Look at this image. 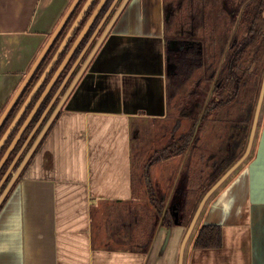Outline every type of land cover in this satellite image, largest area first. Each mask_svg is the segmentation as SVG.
I'll return each instance as SVG.
<instances>
[{
  "label": "crops",
  "instance_id": "0c3cea01",
  "mask_svg": "<svg viewBox=\"0 0 264 264\" xmlns=\"http://www.w3.org/2000/svg\"><path fill=\"white\" fill-rule=\"evenodd\" d=\"M73 1L0 0V116ZM86 1L56 38V51ZM100 1L87 9L58 67ZM110 3L77 43L62 82L109 20ZM165 15V0H128L122 8L0 204V264H179L188 227L158 226L147 179L138 178L134 162L137 130L170 110ZM102 35L72 71L81 67L75 79ZM260 120L253 156L209 202L183 264H264V110ZM203 224L222 226L219 248L194 247Z\"/></svg>",
  "mask_w": 264,
  "mask_h": 264
},
{
  "label": "trees",
  "instance_id": "16d2710c",
  "mask_svg": "<svg viewBox=\"0 0 264 264\" xmlns=\"http://www.w3.org/2000/svg\"><path fill=\"white\" fill-rule=\"evenodd\" d=\"M184 2L185 0H179L180 4L178 3L176 11L172 10V5L171 7L170 5H165L166 26L171 24L174 13L179 11V7ZM212 4L211 0H188L184 4L187 17L179 25L178 36H174L171 43L167 46L168 65L170 66L167 72L169 102L176 98L177 93L181 92L182 89L185 90V84L200 70L197 83L190 94L186 95L190 99L185 102L187 97H183L180 100L181 105L184 102L180 115L182 117H191L194 120L191 131L189 130L190 132H186L182 137L171 138L172 140L167 144V147L156 150L144 170L152 204L156 207L158 226L167 228L186 224L188 214H190L189 220L191 221L205 193L245 154L258 106L257 102L262 90L261 86L264 78V0H244L235 14L238 32L233 33L220 50L216 47L217 41L213 36L214 32L210 33L211 35H205V32H200L201 29L205 30L214 27L215 12ZM56 41L57 39L51 45V49L32 77V84L36 83L49 65L57 48ZM255 62L256 64L253 66ZM59 63H56L53 67L48 79L52 78ZM201 79H208L213 82V96L209 100L201 99L202 91L199 90L202 85ZM29 85L27 86L28 88ZM27 87L22 92L21 97L28 92ZM54 90L55 88H53ZM21 97L10 111L5 123L1 126L0 138L17 115L21 101L24 99V97ZM37 98L36 94L35 99ZM199 101L202 102V108L196 112L198 108L196 104ZM42 108L43 106L40 109ZM28 114L27 112L26 115ZM37 119L38 117L35 122ZM211 120L213 122H222L226 135L223 133L224 136L221 139L223 142L220 144L219 153L213 155L212 168L209 172L210 184L197 202L194 210L190 212L192 209L190 204L186 202L188 200L187 197L183 198L182 202H171V198L168 201L162 194L158 195L156 193L151 181L150 169L156 163L183 156L184 153L188 152L190 147L194 146L199 140V134L203 127ZM18 130L19 128L11 135L10 141ZM30 131L31 129H28L27 133L23 135L14 153L21 147L22 141ZM5 150L6 147L0 152V159ZM11 159L12 156L7 160L6 166L0 171V178ZM16 184L17 182L14 187ZM176 212H178V218L176 217ZM223 241L224 235L221 225L203 224L196 235L193 245L195 248L200 249L219 248Z\"/></svg>",
  "mask_w": 264,
  "mask_h": 264
},
{
  "label": "rangeland",
  "instance_id": "374dc122",
  "mask_svg": "<svg viewBox=\"0 0 264 264\" xmlns=\"http://www.w3.org/2000/svg\"><path fill=\"white\" fill-rule=\"evenodd\" d=\"M121 1L122 0H120L118 2V4H115V8L112 9V11H111L112 14L109 17L110 21L114 18L115 14L117 13V10L120 8V6H122V3L124 2V0L122 2ZM186 2H188V0H185V2L179 7V9H178L179 11L175 12L176 11L175 9L178 7L179 0H165V5H170V7L172 5L173 6L172 10H175L174 11L175 12L174 17H173L171 24L167 25V42H168V44L171 43V40L173 39L174 36H178V34H179L178 30L180 29L179 25L187 17V11H186V9H184V7H185L184 4H186ZM211 2H213L212 7L214 8V12H215V23L213 24L214 27H212L211 29H205V30L201 29L200 32L201 33L205 32V35L214 32L213 36L215 37V40L217 41L216 47L218 50H220L221 47L223 45H225V42L230 38V36H232L233 33L238 32V26H237L236 21H235V18H236L235 14L237 13V10L241 6V4L244 2V0H211ZM113 3H114V0L109 5L108 9H110V7L113 5ZM101 18L102 17L100 16L99 19H101ZM109 20H107L104 23L102 30L99 32L98 37L92 42V44H91L90 48L88 49V52L85 55L84 59L86 58V56L91 52V50L96 45L95 43L99 39V36L102 35L103 31L105 30V27L109 24V22H110ZM239 21H240V19H239ZM241 32H245V31H241ZM56 62H58V61H56ZM255 64H256V62L253 64V66H255ZM169 67L170 66L168 65V69H169ZM80 68L81 67L79 66L78 69L70 76L69 85L75 79L74 77ZM66 72L67 71L65 70V72L63 74V78L66 76V74H67ZM199 76H200V70H198L195 73V75L191 78V80H189L185 84V86H184V88L186 87L185 90L182 89L181 92L177 93L176 98L172 99L169 102L170 110H169V114L166 117V119L161 120V121L144 123V126H141L137 130V135H139L137 137L138 139L137 138L133 139L134 142L135 141L137 142L136 152L134 155L136 160L134 162L136 164V168H137L138 173H140V174H138V175L136 174V175L138 176L139 179L141 176L142 182L144 181V178H145V173H144L145 166L150 161L154 152L156 150L162 148V147L163 148L167 147V144L172 140L171 138L182 137L183 134H185L189 130L191 131V128L194 124V122H193L194 120L191 117L190 118L186 117V116L182 117L180 115V113L184 107V102L181 105L180 100H182L183 97H187L185 99V102L190 99V97H188L186 95L188 93L190 94L193 87L197 83ZM39 78H38V80H39ZM51 80H52V78L48 79V77H47L45 82L40 87V90H38L36 92L38 98L37 99L34 98L32 100V102L29 105V107L27 108L26 112L21 117L20 122L17 124V126L15 127L13 132L11 133V135H12L17 130V128H19L18 132L14 135V138L16 137V135L21 130V125L24 123V121L30 115V113L32 112L33 108L36 105V102L41 98V96H42L41 94L43 93L44 89L47 87V85L50 83ZM201 80H202V82H201L202 85L199 87V90L202 91L201 99H203V100L208 99L209 100V98L211 96H213V94H212L213 93L212 92L213 82L209 81L208 79H201ZM37 81H36V83H37ZM61 82H62V78L60 76V77H58L55 84L52 86V89L50 90V92H48L46 94L47 96L43 99L42 103L40 104L39 108L37 109V113L35 114L33 119L30 121V123L26 126V129L22 133V135L26 134L28 129L32 130V128H35L34 126L36 125L37 121L40 119V117L45 112V110L49 107L53 97L56 96V93H57L58 89L60 88V85L62 84ZM36 83L32 84L31 81L29 82V84H30L29 88L27 87L28 88L27 91L29 93L32 91V89L34 88ZM53 88H55L54 91H53ZM66 88H64V90L62 91V94L60 93V95L55 99V101L53 102V105L49 108L48 113L45 115V117L43 118V120L39 124L37 131L35 132V134L32 135V137L27 142V146L24 149V151L22 152L23 153L22 157L25 158L27 156V154L30 152V150L34 147L35 142L37 140V137L42 132V130L44 129V126L46 125V123L49 121V119L53 115V111L57 107V105L60 103L61 99L63 98V96H64L63 92H65ZM28 92L26 93L25 96H23L24 99L21 101V106L23 105L25 100L28 98V96H29ZM23 97H21V98H23ZM259 97H260V95H259ZM19 100H20V98H19ZM44 102H45V105H44ZM263 104H264V101H263ZM42 106H43V108L40 109ZM196 106L198 107L196 109V112H197V110L202 108V102L199 101L196 104ZM19 110H20V108H19ZM263 110H264V105L262 108V113H263ZM60 111L58 112V114L60 113ZM27 112L29 113L28 115H26ZM261 114H260V117H261ZM37 117H38V119L35 122V119ZM259 120H260V118H259ZM260 121H259V124H260ZM1 129L2 128L0 127V130ZM7 129H8V127H7ZM256 132H258V130ZM223 133H225V135H226V130H225L222 122H219V121L213 122L212 120L208 121L207 124L203 127V129L201 130V132L199 134V140L196 142V144L194 143L195 144L194 146L190 147L188 152L184 153L183 156L172 158V159H170L171 161H168V163H165L163 165L156 167L154 174L151 172L152 182L155 181V183L157 184L156 186L159 185V188L157 187L158 189H156V193L158 195L162 194L166 198V200H168L169 197L171 196L170 197L172 199L171 202H182V199L187 197L188 200H186V202H187V204H190V207L192 209L190 212H192L194 210L197 202L199 201L201 196L204 194V191L208 188L207 186L210 184L209 183V181H210L209 172L212 168L213 155H217L219 153L220 144L223 142V141H221L222 136H224ZM29 134L30 133L27 134L25 141L28 138ZM3 135H2V137H3ZM11 135L5 141V145L1 149V151H3L5 149V147L7 150L9 148V146L11 145V142L14 139L13 138L11 141L9 140L11 138ZM257 135H258V133L255 134L254 142H258ZM17 142H16V144H17ZM255 146H256V144L254 145V147H252L253 150L251 149V152H250L251 154L247 160H249L253 156ZM14 152H15V150L13 152L11 151L9 157L6 159V162H7V160H9V158L11 156L13 157L12 159H15V156L17 154L15 155ZM22 157H20V159H19L20 161H21ZM20 161H18V159H17V162L15 163L16 164L15 168L21 163ZM4 165H6V163ZM238 169H240V166L236 169V171H234V173L228 179H226L220 185V187L215 191V193L224 187V185L233 177V175L238 171ZM146 188H147V186L145 185V182H143V189L145 190V193L148 194V191ZM3 192H4L3 188H1L0 189V198L3 194ZM215 193H213L210 196L209 200L206 202V206L204 207V209L202 210V214H200V216L198 218L199 221H198L196 228H198L199 225L202 223V221H203L202 216L205 213L208 205L210 204L209 202L215 196ZM189 216H190V214H188V218H187L188 221L186 222V224H183L185 227L186 226L189 227L190 223L192 222V219H191V221L189 220L190 219ZM196 230L197 229H195V231ZM195 231H194V233H195ZM110 234H111L110 236H113L112 233H110Z\"/></svg>",
  "mask_w": 264,
  "mask_h": 264
},
{
  "label": "water",
  "instance_id": "95a60500",
  "mask_svg": "<svg viewBox=\"0 0 264 264\" xmlns=\"http://www.w3.org/2000/svg\"><path fill=\"white\" fill-rule=\"evenodd\" d=\"M80 1L81 0H74L73 1V3L70 5V7L68 8V10L66 11L65 16L60 21V23L57 25V27L55 28V31L52 33L50 39L45 44V47L43 48V50L41 51V53L38 55V57L35 59L34 65L27 72L26 76L24 77V80L20 84V86L17 89V91L14 93L13 98L8 103V105L5 107V109L3 111V114L0 116V127L5 122V119L7 118V116L10 114L11 109L15 106V104L19 100V98H20L22 92L24 91V89L27 87V85L29 84V82L32 80V77L34 76L36 70L38 69V67L42 63V60L44 59V57L46 56V54L51 49V47H52L51 45L54 43V41L56 40V38L58 37V35L63 30L62 28L64 27V25L66 24L67 20L71 16L73 10L77 7V5L79 4ZM106 1L107 0H101L100 1V3L98 4V7L94 10L93 15L91 16V18L87 21L86 25L84 26L82 34L77 39L76 43L73 44L74 46L70 49V51L68 52L66 58L62 61V64L60 65V67L53 74L52 80L47 85V87L44 89L43 93L41 94L42 95L41 98L36 102V105L33 108L32 112L27 117V119L24 121V123L21 125V130L16 135V137L13 139V141L11 142V145L5 151L4 156L0 160V170L3 168L4 164L6 163V159L10 155L11 151L13 150V148L15 147L16 142L19 140V138L21 137L22 133L25 131L26 126L30 123V121L33 119V117L37 113V109L39 108V106L42 103L43 99L47 96L46 94L48 92H50V90L52 89V86L55 84V82L57 81V79L60 76V74L67 67L68 63L70 62L69 60H70L72 54L74 53V51L76 50V48L78 46L77 43L84 36V34L87 32V30L89 29V27L93 24V22L97 19V16L99 15V11L103 7V5L106 3ZM92 2H93V0H87L86 1V3L84 4V6L82 7V10L80 11V14L76 18V20L74 21V23L72 24V26L70 27V31L67 33V36L64 38V40L60 44L59 49L57 50V52L52 57V59L50 61L51 63L47 66V68L45 69V71L42 73V75L40 76V78L37 81L36 85L34 86V88L32 89V91L29 93L28 98L25 100V102L23 103V105L20 107V110L18 111L17 115L15 116V118L13 119V121L8 126V129L6 130L5 134L0 139V151L4 147L5 141L9 138V136L11 135V133L13 132V130L15 129V127L17 126V124L20 122L21 117L26 112V110L29 107V105L31 104L32 100L35 98L36 92L40 89V87L42 86V84L47 79L48 75L51 73L53 67L57 63L56 61L58 60L60 54L66 48L67 42L73 36V33L77 30L76 29L77 26L82 21V18L84 17L87 9L90 7V5H91ZM127 2H128V0H124V2L122 3V6H120V8L117 10V13L115 14L114 18L111 20L109 26L107 27L108 29L103 33L101 39L97 43L98 45L95 47V49L93 50V52L91 53V55L89 56V58H87L86 63L84 64V67L78 73V75L76 76V79L71 83L70 87L68 88V90L65 93V96L61 99L60 103L54 109L53 115L51 116V118L49 119V121L44 126V129L42 130V132L37 137V140L35 142L34 147L30 150V152L24 158V161L22 162L21 166L19 167V169L17 170V172L13 176V179L10 181V183L7 186L6 190L3 192L4 194L0 198V204L2 203V201L7 196V194H8L7 192L9 191V189L11 188V186L13 185V183L18 179L19 174L22 172V169L25 167V165L29 161V158L31 157V155L33 154V152L35 151V149L38 147L39 141L45 135V133L47 132V130L49 128V125L52 123L54 117H56V115L60 111V108L62 107V105L65 102V100L68 98L69 92L72 90V88L74 87V85L79 80L81 74L83 73L84 69L86 68V65L90 62V59L92 58V56L95 54V52L100 47V45H101L100 43L108 35L109 31L111 30V27H112L113 23L115 22L116 18L121 13L122 8L124 7V5ZM114 4H115V1H114L113 5L110 7V9L108 11L109 13H110V10L113 8ZM98 32H99V30H98ZM88 47H89V44L86 45V47L82 51V54L77 59V62L74 65V67L68 72V75L65 76V79L62 82V84L60 85V88L58 89V91L56 93V96L53 97V99H52L49 107L45 110V112L42 114V116L40 117V119L37 121L36 125L34 126L35 128L33 129V131L31 132V134L28 136L27 140L25 141L24 146L22 147V150L16 155L14 161L11 163V165L9 166V168L6 170V173L3 176L4 178L2 179L1 184L4 183V181L6 179V176L9 174V172L14 167L15 163L17 162V158L20 156V154L22 153L23 149L26 147L27 142L29 141V139L37 131V128H38L39 124L41 123V121L43 120V118L45 117V115L48 113L49 108L53 105V102L55 101V99L60 95L61 90L63 89V87L66 85V83L69 80V76L71 75L72 71L77 66V64L80 62L82 56L84 55V53L88 49ZM261 88H262V90H261V93H260V97H259V100H258V103H257L258 106H257L256 112H255V116H254V120H253L254 123H253L252 130H251V133H250V136H249L250 139H249L248 146H247V149L245 151V154L238 161H236L233 164V166L231 168H229L228 171L223 176H221L217 180V182L213 186H211V188L202 197V199L200 201V205L197 208V210H196V212H195V214H194V216L192 218V222L190 223V225H189V227H188V229L186 231L185 238H184V240L182 242V245H181V248H180V252L181 253H180L179 264H183V262H184V257H185V252L184 251H185V248H186V244H187L189 238L191 237L190 235L193 232V230H194V228H195V226H196V224L198 222V218H199L200 214L202 213V210H203V208H204V206L206 204V201L210 198V196L213 193H215V191L220 187V185L233 174V172L235 171V169H237L249 157V155H250V152H251V149L253 147L254 140H255V134H256V131H257V128H258V125H259V121H260L259 120L260 114L262 112V108H263V105H264L263 104V101H264V78H263V83H262ZM176 217L178 218V212H176Z\"/></svg>",
  "mask_w": 264,
  "mask_h": 264
},
{
  "label": "flooded vegetation",
  "instance_id": "af4514ba",
  "mask_svg": "<svg viewBox=\"0 0 264 264\" xmlns=\"http://www.w3.org/2000/svg\"><path fill=\"white\" fill-rule=\"evenodd\" d=\"M112 1H113V0H111V3H112ZM111 3H110V4H111ZM61 83H62V82H61ZM53 112H54V111H53ZM9 125H10V124H9ZM33 129H34V128H32V130L29 132L30 134H31V132L33 131ZM39 133H40V132H39ZM39 133H38V134H39ZM30 134H29V135H30ZM34 134H35V133H34ZM29 135H28V136H29ZM22 137H23V135H21V137L19 138L18 142H20V140H21ZM26 137H27V135H26ZM26 140H27V139H26ZM18 142H17V143H18ZM24 143H25V139L22 141V143H21L22 145H21V147L16 151L15 155L18 154V153L22 150V147L24 146V145H23ZM26 146H27V145H26ZM25 148H26V147H25ZM25 148H24V149H25ZM24 149H23V151H24ZM5 151H6V150H5ZM23 151H22V152H23ZM22 154H23V153H21L20 156L17 158L18 161H20L19 159H20V157H22ZM26 154H27V153H26ZM26 154H25V155H26ZM25 155H24V156H25ZM15 157H16V156H15ZM12 158H13V157H12ZM13 161H14V159H11V161H10L9 164L7 165L6 169L4 170L3 174L6 173V170L9 168V166L11 165V163H12ZM23 161H24V157H22V159H21V161H20L21 163H20L16 168H15V166H16V164H15L14 167L12 168V170H11V171L9 172V174L6 176V177H7V178H6V181H5V183L3 184V186L1 187V188H3V191L6 190L7 186H8L9 183H10V181L13 179V176L15 175V172H17V170L19 169V167L21 166V164H22ZM29 161H30V160H29ZM5 166H6V165H4L3 167H5ZM25 166H26V165H25ZM2 169H3V168H2ZM13 170H14V171H13ZM3 174H2V175H3ZM20 174H21V173H20ZM20 174H19V175H20ZM15 183H16V181L13 183V185H14ZM13 185H12V186H13ZM12 186H11V187H12ZM174 199H175V198H174Z\"/></svg>",
  "mask_w": 264,
  "mask_h": 264
}]
</instances>
